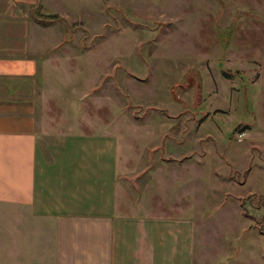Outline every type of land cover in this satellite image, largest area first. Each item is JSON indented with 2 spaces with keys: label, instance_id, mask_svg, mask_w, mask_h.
Returning <instances> with one entry per match:
<instances>
[{
  "label": "rangeland",
  "instance_id": "obj_1",
  "mask_svg": "<svg viewBox=\"0 0 264 264\" xmlns=\"http://www.w3.org/2000/svg\"><path fill=\"white\" fill-rule=\"evenodd\" d=\"M83 6L95 13L30 9L31 27H50L56 45L48 33L41 45L35 33L34 44L14 41L13 57L41 54L42 78H8L10 97L18 103L27 85L44 92L35 104L46 140L77 120L114 132L127 167L122 202L195 214L200 263L235 251L247 255L238 264H264V220L245 216L233 196L256 192L249 209L264 213V0L75 2ZM246 13H258L261 28Z\"/></svg>",
  "mask_w": 264,
  "mask_h": 264
},
{
  "label": "crops",
  "instance_id": "obj_2",
  "mask_svg": "<svg viewBox=\"0 0 264 264\" xmlns=\"http://www.w3.org/2000/svg\"><path fill=\"white\" fill-rule=\"evenodd\" d=\"M76 1L85 0H0V264H210L200 263L197 253L195 214L178 204L172 213L155 205L144 210L139 199L122 202L126 191L118 179L126 164L114 132L91 131L77 120L62 136L46 140L35 104L44 92L39 98L27 85L18 103L10 97L8 78H42L41 54L13 57L7 52L14 41L23 37L34 44L35 33L41 45V35L55 33L33 29L39 25L29 20L30 9L39 5L69 19L95 13L75 8ZM259 17L246 13L245 20L256 25ZM234 18L235 27L251 28ZM50 40L56 45L54 35ZM246 256L228 251L214 264H238Z\"/></svg>",
  "mask_w": 264,
  "mask_h": 264
},
{
  "label": "trees",
  "instance_id": "obj_3",
  "mask_svg": "<svg viewBox=\"0 0 264 264\" xmlns=\"http://www.w3.org/2000/svg\"><path fill=\"white\" fill-rule=\"evenodd\" d=\"M54 16H58L57 13H53ZM225 73L227 74V72L225 71ZM249 195V196H248ZM256 195L257 193L256 192H251V193H248L247 196H244V195H237V194H233V196L238 199L239 201V204L241 206V210H242V213L246 216H250L252 218H259L260 220H264V213L262 212H258L257 214L254 213L253 211H251L249 208H250V202H253V203H256ZM249 198V199H248ZM252 226H253V223H251Z\"/></svg>",
  "mask_w": 264,
  "mask_h": 264
}]
</instances>
